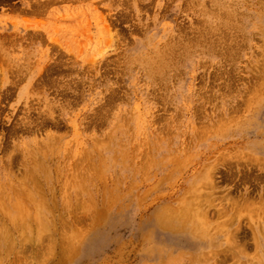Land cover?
Masks as SVG:
<instances>
[{"label": "rangeland", "instance_id": "rangeland-1", "mask_svg": "<svg viewBox=\"0 0 264 264\" xmlns=\"http://www.w3.org/2000/svg\"><path fill=\"white\" fill-rule=\"evenodd\" d=\"M121 1L0 0V264H264V0Z\"/></svg>", "mask_w": 264, "mask_h": 264}, {"label": "bare ground", "instance_id": "bare-ground-1", "mask_svg": "<svg viewBox=\"0 0 264 264\" xmlns=\"http://www.w3.org/2000/svg\"><path fill=\"white\" fill-rule=\"evenodd\" d=\"M122 1H123V0H122ZM122 1H121V2H122ZM127 1H128V0H127ZM150 1H151V0H150ZM123 2H124V1H123ZM123 2H122V3H123ZM136 2H137V1H136ZM221 2H223V1H221ZM221 2H220V3H221ZM151 4H152V3H151ZM215 4H216V1H215ZM123 6H124V4H123ZM126 6H127V5H126ZM184 6H185V5H184ZM127 13H128V12H127ZM124 14H125V13H124ZM128 14H130V13H128ZM218 14H219V13H218ZM121 16H122V15H121ZM120 18H121V17H120ZM122 18H123V17H122ZM221 18H223V17H221ZM226 18H227V17H226ZM229 18H230V17H229ZM124 19H125V18H124ZM224 19H225V18H224ZM127 20H128V19H127ZM176 20H177V19H176ZM222 20H223V19H222ZM184 25H185V24H184ZM179 29H180V28H179ZM182 29H183V26H182ZM219 30H220V29H219ZM220 31H221V30H220ZM180 32H181V31H180ZM221 32H222V31H221ZM225 34H226V33H225ZM225 34L223 33L224 36H225ZM184 37H185V36H184ZM193 38H194V37H193ZM224 38H226V37H224ZM227 38H228V37H227ZM174 39H175V38H174ZM174 39H173V40H174ZM228 39H229V38H228ZM223 40H224V39H223ZM190 41H191V40H190ZM192 41H193V40H192ZM226 42H227V41H226ZM169 43H170V42H169ZM169 43H168V44H169ZM168 44H167V45H168ZM170 44H172V43H170ZM170 44H169V46H170ZM173 44H174V43H173ZM238 44H239V43H238ZM171 46H172L173 48H175L173 45H171ZM225 47H226V46H225ZM231 47H232V46H231ZM169 48H171V47H169ZM169 48H168V49H164V51L166 50V52L169 53V55H170L171 52H170V49H169ZM230 49L232 50V48H230ZM167 50H168L169 52H168ZM175 50H176V49H174V50L171 49L172 54H175V53H173ZM228 50H229V49H228ZM228 50H227V51H228ZM159 52H160V51H159ZM224 52H225V51H224ZM161 53L163 54L162 51L160 52V54H161ZM227 53H228V52H227ZM164 54H165V52H164ZM172 54H171V55H172ZM167 55H168V54H167ZM169 55H168V56H169ZM171 55H170V56H171ZM224 55H225V54H224ZM168 56L166 57V55H165L164 57H166V59H167ZM227 56H228V54H227ZM153 57H154V56H153ZM155 57H157V56H155ZM159 57H162V55H159ZM169 58H170V57H169ZM225 58H226V55H225ZM142 59H143V58H142ZM159 59H160V58H159ZM166 59H165V60H166ZM184 59H185V58H184ZM187 59H188V58H187ZM162 60H163V58H162ZM158 61H159V60H158ZM182 61H183V60H182ZM148 62H149V60H148ZM156 62H157V61H156ZM166 62H167V60H166L165 62H163V63L165 64ZM58 63H59V62H58ZM145 63H146V61H145ZM149 63H150V62H149ZM153 63H154V62H153ZM163 63H161L162 66H163ZM168 64H169V63H168ZM148 65H149V64H148ZM154 65H155V64H154ZM63 66H64V65H63ZM49 67H50V66H49ZM56 67H57V66H56ZM153 67H155V66H153ZM153 67H152V68H153ZM164 67H165V66H164ZM51 68H52V67H51ZM147 68H148V66H147ZM152 68H151V69H152ZM160 68H161V67H160ZM58 69H60V68H58ZM151 69H150V70H151ZM154 69H155V68H154ZM154 69H153V70H154ZM158 69H159V68H158ZM162 69H163V67H162ZM156 70H157V69H156ZM224 70H225V69H224ZM161 71H162V70H161ZM161 71H160V72H161ZM163 71L165 72V70H163ZM150 72H152V71H150ZM158 72H159V71L157 70V75H159ZM153 73H154V72H153ZM160 74H162V72H161ZM149 75H150V74H149ZM51 76H52V75H51ZM60 76H61V75H60ZM151 77H152V75H151ZM153 77H155V75H153ZM157 77H158V76H157ZM47 78H48V77H47ZM113 91H114V90H113ZM117 92H118V91H117ZM113 93H114V92H113ZM111 94H112V93H111ZM110 98H111V97H110ZM107 107H108V106H107ZM239 108H240V107H239ZM256 115H257V114H256ZM258 116H259V115H258ZM263 116H264V115H263ZM41 118H42V117H41ZM262 120H263V118H262ZM254 121H255V120H254ZM255 122H256V121H255ZM253 124H254V123H253ZM260 124H261V123H260ZM258 126H259V125H258ZM255 128H256V127H255ZM249 129H250V128H249ZM104 141H105V140H104ZM262 152H263V151H262ZM247 165H248V163H247ZM243 167H244V166H243ZM231 175H232V174H231ZM243 178H244V177H243ZM256 179H257V178H256ZM213 185H214V184H213ZM26 188H27V187H26ZM212 188H213V187H212ZM13 194H14V193H13ZM203 195H204V194H203ZM39 197H41V196H39ZM28 198H29V197H28ZM249 200H250V199H249ZM201 201H202V200H201ZM179 203H180V202H179ZM200 203H201V202H200ZM191 204H193V203H191ZM249 205H250V204H249ZM182 206H183V205H182ZM182 206H181V207H182ZM181 207H180V209L183 208V207H182V208H181ZM194 208H195V207H194ZM194 208H193V209H194ZM171 211H172V210H171ZM185 211H186V210L183 209V210H179V211H177V212H174L172 218H179L178 216L186 215V212H185ZM189 211H190V209H189ZM189 211H188V212H189ZM169 212H170V210H169ZM171 213H172V212H171ZM168 214H170V213H168ZM187 214H188V213H187ZM167 216H168V215H167ZM189 217H190V216H189ZM6 220H7V219H6ZM174 221H175V220H174ZM61 223H62V222H61ZM6 224H7V223H6ZM4 225H5V224H4ZM159 225H160L163 229H167V228H173V227H175V225H173L172 221H171L170 219H166V218H165V219H160V221H159ZM2 227H3V225H2ZM6 227H7V226H6ZM7 228H9V227H7ZM193 228H194V231H199V229L197 230L196 225L193 226ZM0 229H1V228H0ZM5 229H6V228H5V226H4V230H5ZM64 229H65V228H64ZM6 230H7V229H6ZM6 230H5V231H6ZM8 230H9V229H8ZM0 233H1V232H0ZM4 233H6V232H4ZM7 233H9V232H7ZM194 233H195V232H194ZM2 234H3V232H2ZM9 235H10V233L8 234V236H9ZM202 235H203V234H202ZM5 236H6V234L4 235V237H5ZM234 236H235V235H234ZM4 237H3V238H4ZM10 237H11V235H10L9 237L6 236L7 239H11ZM188 238H190V237L188 236ZM7 239H6V240H7ZM235 239H236V238H235ZM235 239H234V240H235ZM8 241H11V240H8ZM8 241H7V243H9ZM45 241H46V240H45ZM169 242H170V240H169ZM175 242H176V241H175ZM175 242L173 243V245H174V246H177V247H179V245H182V244H180V242L183 243L182 241H180V242L178 241V242H176V243H175ZM237 242H238V241H237ZM0 243H2V241H1V236H0ZM4 243H5V241H4ZM4 243H3V244H4ZM7 243H6V245H8ZM10 243H11V242H10ZM177 243H178V244H177ZM0 246H1V245H0ZM7 247H8V249H7ZM7 247H6V246L4 247L5 250L7 249L9 252H11V251L9 250L11 247H9V246H7ZM43 247H44V246H43ZM4 248H3V249H4ZM1 250H2V248H1ZM5 250H4V251H5ZM7 250H6V251H7ZM6 251H5V252H6Z\"/></svg>", "mask_w": 264, "mask_h": 264}]
</instances>
